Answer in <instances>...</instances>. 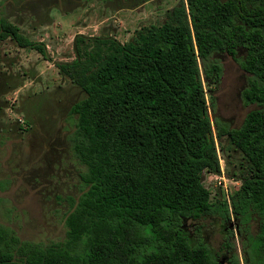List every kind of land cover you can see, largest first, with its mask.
I'll return each mask as SVG.
<instances>
[{
	"label": "trees",
	"instance_id": "1",
	"mask_svg": "<svg viewBox=\"0 0 264 264\" xmlns=\"http://www.w3.org/2000/svg\"><path fill=\"white\" fill-rule=\"evenodd\" d=\"M8 39L50 60L0 15V43ZM75 53L57 67L85 93L71 109L85 190L62 242L23 241L0 225V264H264V0H180L128 43L79 36ZM219 54L250 76L243 99L256 108L238 129L212 116ZM230 150L246 172L213 202L204 178L221 173L219 151ZM213 215L224 222L219 250L202 227L187 228Z\"/></svg>",
	"mask_w": 264,
	"mask_h": 264
},
{
	"label": "rangeland",
	"instance_id": "2",
	"mask_svg": "<svg viewBox=\"0 0 264 264\" xmlns=\"http://www.w3.org/2000/svg\"><path fill=\"white\" fill-rule=\"evenodd\" d=\"M180 0H0V15L19 28L28 40L43 43L50 60L13 40L0 43V225L23 241L41 244L66 238V216L84 192L81 175L86 168L72 150L76 116L72 107L85 93L58 63L76 59L75 40L111 37L122 44L145 27L167 20ZM216 59L223 67L221 82L212 87L216 99L212 116L229 129L242 126L248 106L243 92L249 74L227 54ZM208 89V88H207ZM211 96L210 91H207ZM224 172L206 174L205 187L215 202L228 198L241 185L232 177L239 169V152H220ZM221 162V161H220ZM224 177L225 179H221ZM201 236L219 250L224 222L218 215L188 222L193 236ZM235 227L233 223L232 228ZM257 230L253 222L251 232ZM237 247L243 258L241 239ZM227 262V260H225Z\"/></svg>",
	"mask_w": 264,
	"mask_h": 264
},
{
	"label": "built area",
	"instance_id": "3",
	"mask_svg": "<svg viewBox=\"0 0 264 264\" xmlns=\"http://www.w3.org/2000/svg\"><path fill=\"white\" fill-rule=\"evenodd\" d=\"M221 162V168H222V172H224V168H223V161L222 160H220ZM221 179H225L224 177H222Z\"/></svg>",
	"mask_w": 264,
	"mask_h": 264
}]
</instances>
